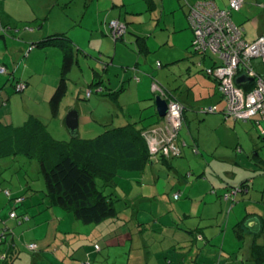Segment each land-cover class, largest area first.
Returning <instances> with one entry per match:
<instances>
[{"label":"rangeland","instance_id":"rangeland-1","mask_svg":"<svg viewBox=\"0 0 264 264\" xmlns=\"http://www.w3.org/2000/svg\"><path fill=\"white\" fill-rule=\"evenodd\" d=\"M121 1L0 0L1 25H9L16 35L15 38H11L9 34L6 35L9 45H13L12 41L18 40V35L21 37L24 33H29L25 32L30 31L27 30L28 22L37 18L39 22L47 25V30L58 29L71 37L77 58V63L74 62L75 65L68 74L66 91L59 104L57 115L54 117L48 105L54 90L51 93L48 92L46 83L51 77L57 82L62 57L55 63L54 55L46 54L45 57L39 56L37 59L33 57L27 59L28 57L21 55L15 66L16 69L19 67L17 73L26 70L28 73L37 75L47 71L49 75H40L32 79L31 91L26 94V89L22 93H14V89L10 88L11 82L17 75H12L13 80L8 81L11 73H0V122L3 125L19 126L26 118L32 116L46 125L53 139L61 140L64 138L65 131L63 121L70 112H75L78 116V130L80 128L81 137H79L90 139L107 129L119 126L118 122H137L138 115L146 117L149 112L154 114L157 97L161 100L165 99V95L182 98V95L189 91L194 94L197 101L192 104L195 106L194 109L186 111L187 125H183L179 135L188 146H181L179 140L180 157L163 161L160 159L161 154L158 153L153 161H159L153 166L149 165L143 172L118 174L114 181L115 190L103 189L105 194L111 193L113 196L115 208L119 211L118 217L96 225H84L68 212L49 206L44 181L36 161L31 160L28 163L23 158L0 160V235L3 233L2 225L10 228L16 249L20 254L14 260L9 259L10 263L124 264L122 252L125 253L131 244L127 239L125 248L116 246L117 238H120L117 236L120 229L129 230L131 225L135 227L137 225L135 217H144L143 211L148 216L161 219L145 226L143 231L147 234L145 240L149 244V248L144 251L150 252L154 242H162L158 238L159 235L171 238L177 231L178 223L171 226L168 220L174 215L172 205L178 204V200H172L173 194L178 192L180 201H184L186 197L188 200L195 199L191 204L190 212L197 218H190L189 222H198L202 224L201 226L207 227V233L213 240L211 247L207 249H212L215 253L214 263L211 264H254L251 252L247 249L251 239L249 240L248 234L238 236L239 232L236 236L234 227L241 219L240 216L245 211L244 207L249 213L263 216L262 234L257 238V242L264 245V168L258 166L254 159V155H257L264 164V135H260V128L264 131V120L259 119L260 117L254 118L253 123L251 121L234 122L230 118L227 121L224 120L220 110L224 108L225 103L217 93L216 84L199 71V66L204 69L210 66L212 61L209 58L203 60L199 55L192 54L193 32L187 20L186 8L182 7L178 0H155L157 8L152 12L147 10L143 0H126L129 5L127 9L121 5ZM214 1L220 9H227L230 0ZM184 2L187 1L181 0L182 5ZM189 2L193 1L189 0ZM118 14L119 23H126L128 30L122 40L113 41L107 25L109 21L116 20ZM231 20L243 28L248 42L253 41L259 33L264 31V0H244L239 10L231 13ZM137 37L145 39L142 52L135 46ZM29 38L31 39V36ZM145 41L151 47L148 53ZM3 45L0 39V53L3 52ZM187 57L190 58L187 59ZM5 59L10 60L8 56ZM25 59L27 60L23 63ZM189 60H192L193 64L188 63ZM251 63L255 71L264 76L262 60L252 59ZM136 64L144 70L140 71L148 78L151 76L149 79L153 81L150 88L152 93L148 101L146 100L147 103L141 106L140 104L127 106V103L132 101V97L131 91L125 89L127 83L129 84L128 78L135 72ZM157 64H160L159 68ZM135 76L141 77L137 72ZM99 80L105 87L113 88L118 93L116 98H121L120 103L124 105L123 108L111 104L108 101L109 97L96 94L101 91L95 87L89 88L91 83L95 84ZM88 90L93 92L90 98L86 96ZM43 92L46 93L45 96ZM171 102L165 101L166 113L163 117L158 116V119L164 123L165 132L170 127L167 117L170 114L168 109ZM212 105H217V113L203 114L200 111V108L205 109L208 108L205 106ZM183 111L184 109L181 111V120H183ZM175 121L176 119L173 120L172 125ZM256 121L261 127L255 124ZM191 136L201 141L198 153L190 147ZM213 166L216 168V174L224 181L226 172L237 173L235 178L225 181L228 186H238L243 182L249 186L247 194L237 195L239 202L235 203L232 209L229 205L220 209L219 204L222 205L223 202L209 194L210 185L204 186L203 192H208L204 196L202 193H194L192 197H184V190H181L182 194L179 192L178 181L182 185L185 182L194 186L201 185L200 180H203V177H200V174L205 171L207 176H213L211 173ZM214 179L217 181L214 182L215 186H218L217 183L220 180L216 177ZM220 188V190L216 189L218 195L223 193V186ZM4 191L10 192V196ZM144 196L146 199L142 198ZM242 196L244 198H241ZM16 197H21V204H15ZM188 200L187 208L190 203ZM11 212H14L17 217H28L29 221L19 224L18 220H11L9 219ZM123 215L132 218V222L125 224ZM105 223H109L110 228H107ZM120 224H122L121 227H116ZM156 225L158 229L152 228ZM183 225L189 226L182 221V230L186 228ZM170 226L172 228H169ZM82 236L93 239L99 245L100 251H93L92 241H80ZM9 237L10 235L6 236L7 239ZM113 242L116 244L111 245ZM133 242L135 244L138 240L134 239ZM30 243L36 244L38 251L28 252L27 245ZM108 245L111 246L108 247ZM6 247L9 245L0 244V253ZM205 249L204 242H197L196 247L193 246L196 254ZM195 252L193 257L196 255ZM204 256L211 258L206 256L205 252ZM204 256L201 261H205Z\"/></svg>","mask_w":264,"mask_h":264},{"label":"trees","instance_id":"trees-1","mask_svg":"<svg viewBox=\"0 0 264 264\" xmlns=\"http://www.w3.org/2000/svg\"><path fill=\"white\" fill-rule=\"evenodd\" d=\"M178 1L182 7L185 6L186 16H188V6L193 4L184 2L182 5L181 0ZM143 2L147 5V10L152 12V0H143ZM243 3L244 0L242 1V4ZM241 6L237 10H232L229 8L228 3L226 7L227 9L224 10L229 13L230 20L231 13L233 11H238ZM112 21H117L119 23L118 19L111 20L109 23ZM231 22L235 27L242 30L243 39L247 41L245 39L243 28L237 26L232 20ZM109 23L107 26L111 36L112 30L109 27ZM121 25L124 27V31L118 38L114 39V37L111 36L113 41L122 40L123 36L126 34V24L123 23ZM27 27V30L30 31L25 32L31 33L34 31V26H32L31 23H29V26ZM38 27H43V23L39 22ZM7 34H9L11 38L16 37L13 33L12 27L0 24V39L5 40ZM260 36L264 35H259L256 38ZM20 38L21 37L18 35L17 41L21 42ZM192 39V54L199 55L203 60L209 58L212 63L206 68L216 65L218 62L212 57V55H205L195 50V47L192 46ZM144 40L145 39L142 37H137L135 40L140 52L144 50V47L142 46ZM47 48L59 49L62 52L58 82L48 101L51 115L55 117L61 99L66 91L68 74L77 61L74 51L75 47L66 33L44 34L39 40L30 42L22 55H24L23 57H27L34 49L44 50ZM0 68L4 69V72L0 73L11 72L7 67L0 66ZM199 68V71H202L204 76L216 84L215 80L206 75L205 67L203 69L202 66H199ZM256 73L259 74L257 71ZM12 75L13 74H11V77H8V81L9 79L13 80ZM215 87L217 90V85ZM10 88L14 89V93H22L26 89V83L17 81L15 78V80L11 82ZM100 91H102V89ZM118 92L120 93L121 91ZM217 93L219 94L218 91ZM91 95L88 98H90ZM117 95L118 93L113 91L107 92L103 96L107 98L109 97L108 99L116 102ZM219 97L223 101L220 94ZM205 109H201L203 114L207 113ZM217 112L218 109L216 108V111L211 114ZM220 112L224 116L223 109H221ZM184 113L185 110L182 114L183 120H181L180 129L183 125H187ZM224 120L227 121L225 116ZM180 129L177 131L175 140L176 149L179 153H177V155H170L169 157L160 156V159L163 161L181 156L180 145L177 143ZM144 130V127H136L135 123H127L123 127H115L105 130L90 139L80 138L81 136L79 137V135L76 134L75 137L70 136V140H55L51 137L46 125H44L38 118L32 116L27 118L19 126H13V124L3 125L0 122V160L6 158L12 160H15V158H23L27 162L31 160L36 161L39 167V173L44 181L45 194L49 200V206L51 208H59L62 211L68 212L75 220L80 221L84 225H96L106 220L117 218L119 214V211L115 208L113 196L111 193L105 194L103 189L110 188L111 191H114V181L115 178L118 177V174L122 172H143L147 166L153 162L152 159L156 157V155L152 157L149 152L146 137H144L143 134ZM181 146H188V144L185 141H181ZM190 147H193V143ZM254 159L258 166L264 168L263 160H261L259 156L256 155ZM222 186L223 193L219 196H217L216 189L221 188H211L210 193L214 194V196L222 201H229L232 205L237 202V195H244L249 192V186L245 182L238 186H228L226 183L222 182ZM4 192L10 196V192ZM14 200L15 204H21L22 202L21 197H16ZM173 200H178V193L173 195ZM10 214H14L15 218H10ZM9 219L18 220L20 222L19 224L29 221L28 217H17L14 212L9 213ZM240 225L241 222H238L234 227L236 235H238L237 233ZM2 226L4 228H2L3 233L0 235V244L8 243L7 245H10L11 241L9 239L11 238L13 240L14 236L10 228L6 225ZM185 231L189 234L190 240L188 241V245L191 248L193 246L196 247L198 241L203 242L199 232L200 230L197 231V229L191 228L189 230L185 229ZM7 235H10L8 239L6 238ZM31 244L33 243L27 245L28 252L38 251L36 244H34L36 248L30 250L28 246ZM92 248L94 252L100 251V247L94 243V241H92ZM172 250L175 251V249ZM13 252L14 251L11 250L9 253H2L4 257L3 259L0 258L1 264H11L10 261L15 256L14 259H16L19 255L18 252L16 253L15 251V254H13L15 256L12 257ZM52 252H55V250H52ZM250 252L254 264H264V245L256 244V242L253 241L250 247ZM176 254L178 256V253ZM195 259L196 258L192 259L191 264L196 263ZM81 264L89 263L82 262ZM169 264H172L171 261Z\"/></svg>","mask_w":264,"mask_h":264},{"label":"crops","instance_id":"crops-1","mask_svg":"<svg viewBox=\"0 0 264 264\" xmlns=\"http://www.w3.org/2000/svg\"><path fill=\"white\" fill-rule=\"evenodd\" d=\"M186 1H187L188 4H194V3H197V2L210 1L213 4H215V6L217 8H219L214 0H192L193 2H189V0H186ZM121 5L124 6L126 9L129 6L126 0H124V2L122 0L121 1ZM152 5H153L152 11H154L157 8L155 0H152ZM0 7H1V5H0ZM161 9H162V12H163L164 11L163 4H162V8ZM221 10H224V9H221ZM116 19H119V14H118V17ZM0 21H1V15H0ZM38 22H39V20L37 18H33V19H31L30 22H28V23H31L32 26H34L33 27L34 31H32L31 33H24L23 35H21V38H20L21 42L12 41L11 43L13 45H9L7 43V41H6V39L5 40L2 39L3 44H4L3 45L4 49H3V52L0 53V66L7 67V69L11 70V72H10L11 74L17 75V77H16L17 81H21V82L26 83V94H28L31 91L32 79H35L37 76H40V75L41 76L42 75L48 76L49 73L47 71H44L41 74L34 75L33 73H28L26 70L23 71L22 73H17V70L19 69V67L16 69L15 66H16V64H18L17 62H19V58L21 57L22 53L29 46V44H25V43H29L28 41H31V42L32 41H37L44 34L61 33V31H58V29H56V28H55L56 29L55 31H50L51 28H49L47 30V27H46L47 25L46 24H43V27H38V25H39ZM0 24H2V21H1ZM127 30H128V28H127ZM259 35H264V31L259 33L257 36H259ZM29 36H31V39L29 38ZM69 38L71 39V41L73 43L72 38L71 37H69ZM23 40H26V42H22ZM145 44H146V47H147L146 48L147 49L146 52L148 53V51L151 49V47H149V45L146 43V41H145ZM73 45H74V43H73ZM135 46H136L137 50H139L138 49L139 48L138 44L136 42H135ZM74 47H75V45H74ZM37 51H39V52H37ZM46 54H47V56L48 55H54L53 58H56L55 63L57 62V59L59 61L60 58L62 57L61 50L55 49V48H47V49H44V50H40V49L32 50L30 52V54L27 56L28 57L27 59H29L31 57L37 59V58H39V56H44L45 57ZM7 56L10 58V60L5 59ZM189 58L190 57H187V59H189ZM27 59H25L23 61V63ZM76 61H77V58H76ZM188 63L193 64L192 60H189ZM60 65L61 64H59V66ZM134 68H135V70H134L135 72H133L132 76H130V78H128L129 84L127 83L126 89H125L127 91H131L130 95L132 97V101L127 103V106H128V104H138V105L140 104L139 106H141V104L143 105V103L146 102V100L148 99V97L152 93L150 88L152 86V82L153 81H151L149 79V78H151V76L148 78V76L145 73L142 72L144 70L141 69L138 64H136V67H134ZM189 69H190V67H189ZM140 70H142V71H140ZM136 72L140 73V75H141L140 78H136V76H135ZM122 79L124 80V77ZM57 82H58V80H57ZM57 82H56V80L54 81L53 77H51L50 81H48V83H46V86H47L46 90L51 93L55 89V87L57 85ZM122 82H124V81H122ZM131 82H133L132 86H131ZM90 85L91 86L89 88H92V86H93L97 90H101L102 89V91L100 93H96L99 96H103L107 92H113L114 91L113 88H107L103 84H101V80L96 81L95 84L91 83ZM154 91H157V90H154ZM43 95L45 96L46 93L43 92ZM165 96H166L165 97V101L170 100L172 102L179 103L182 106V108L185 110V113H184L185 117H186V111H188V109H191V108L194 109L195 106L192 105V104H194L197 101V99L194 97V94L190 93L189 91L185 92L182 95V98H176L175 96H173V98H172L171 96H167V95H165ZM49 97L50 96L48 94V98ZM103 97H105V96H103ZM167 97H169V98H167ZM108 101L111 104H116L118 107H121V108H123V106H124L122 103H120L122 101L120 97L117 98L116 102H113L110 99H108ZM205 107H208V108L209 107H216L218 109L217 105L205 106ZM201 109L202 108H200V111H201ZM136 118H138V120H140V121L137 120V122L134 121L132 123H135L136 127H144L145 130H144L143 134H145L146 139L161 141V139L163 138L162 135L165 132V126H164V123L161 122V120L158 119L159 117H158L156 112L154 114L152 112H149L146 115V117H142V116L138 115ZM138 122H139V124H137ZM185 122L187 123L186 118H185ZM251 122L253 123L252 120H251ZM118 123H120V125L116 126V127H123L124 125L127 124L126 122H122V123L118 122ZM63 124H64V121H63ZM255 124L258 125L259 127H261L260 124H258L257 122H255ZM64 127H65V125H64ZM244 127L247 128L248 126H244ZM113 128H115V127H113ZM79 130H80V128H79ZM79 130H78V135L81 136L79 134ZM260 130H259L260 131V135H264V131L261 128H260ZM76 134H77V131H76ZM179 135H180V132H179ZM66 136H67V138H66ZM70 138L71 137H70L67 129L65 128L64 138H61V140H70ZM179 140L182 141L180 139V137L178 136V139H177V143L178 144L180 142ZM191 140H192V143H193V147H192L193 151H196V153H198L201 141L199 139L198 140L194 139L192 136H191ZM254 156L256 157V155H254ZM157 162L158 161H153L149 165L153 166ZM218 164H220V163L218 162ZM211 173L213 174V176H210V175L207 176L205 174V171H203L200 174V177H203L202 178L203 180H200L201 185L194 186V184H191V183L187 184L186 182L182 185V183L180 181H178L177 187L179 186L178 188L180 189V191L179 190L178 191L180 192V194H182L181 190L183 189L184 190V197H186V196L189 197V196H191L194 193H202L203 196H204V194L206 195L208 193V192L206 193V191L203 192L204 186L210 185V190H211V188H214V187L215 188L216 187L220 188V186H222V182L225 183L226 180H231V179L235 178V176L237 174L236 172H233V171L226 172L227 175L225 176V181H224L216 174L215 166H213V168L211 170ZM187 175H191V174H187ZM214 177H216L217 179L220 180V182L217 183L218 186H215V184H214V182H217L216 179H214ZM209 178H211L210 182H209ZM211 181L213 183H211ZM226 184L228 185L227 182H226ZM206 187H208V186H206ZM210 190H209V194L211 196H214V194L210 193ZM218 190H220V189H218ZM165 196H166V194H165ZM217 196H219V195L217 194ZM166 197L169 198L168 196H166ZM142 198L146 199L145 196L142 197ZM216 198H218V197H216ZM241 198H244V196H242ZM172 200H173V197H172ZM187 200H188L187 197H186V199L184 201H180L179 198H178V204H176L175 206L172 205L173 206L172 207V210H173L172 213L174 215L171 216V219L169 218L170 220H168L169 221V225H171V226L174 225V224L176 225V223H178V227L176 228V230H177L176 233L178 232V235H176V233H175V234H173L171 236V238L170 237H161V235H159L158 238L162 242L161 243L154 242V246L152 245L153 246L152 249L149 250L150 252H147V253L145 252L146 249L149 248V244H148L147 240H145V235H147V234L143 233V231L146 228L145 226H148L149 224L151 225L155 221H159V220L161 221V219H158L156 217L153 218L151 216H148V214L143 211V216L144 217H141V218H139L138 216L135 217V221H136V224H137L135 227H133V225H131L132 227H130L129 230L124 229V228L120 229L119 233L117 234V236H120V238H117L118 239L117 244L115 242H113L111 245L116 244V246L119 247V248H125L126 247L125 241L127 239H129V242H130L131 245L129 246L128 250L125 253L122 252V255H124V264H169L170 261H171L172 264H191V261H192L193 258H196L195 259V261H196L195 264H211V263H214V260H213L215 258L214 250L207 249V248L211 247V243L213 242V240L209 236L210 234L207 233V229H206L207 227L201 226L202 224L198 223V222L197 223L196 222H189L190 218H197V216H194V214L192 212H190L191 204L194 202L195 199L192 198V200H188L190 202L189 205H188L189 206L188 208H187V204H188ZM220 202H223L222 205L219 204L220 209L222 207H226V205H229L230 209H232V206L235 205V203L233 205L231 203L229 204V201L227 202V201L220 200ZM238 202H239V199L237 200L236 203H238ZM244 209H245V211H244L243 215L240 216L241 219L238 221V222H241V225L238 228V232L242 236H243V234H246V235L248 234V236H249L248 238H249V240L251 239V241H250L247 249L250 250V247H251L253 241H255L256 244H259L257 242V240H258L257 238L260 237L261 234H262L263 216L256 215L255 213H249V212L246 211L245 207H244ZM123 216H122V218H123V221H124L125 224L128 225L129 222L130 223L132 222V218H129V217L125 216V215H123ZM252 218L256 219L259 222V231H258V233L251 232V230H250V228L248 226V221L250 219H252ZM182 221H185L189 225L188 227L183 225L184 227H186L185 228L186 230H189V229L193 228L194 225H196L195 229H197V231L200 230L199 232H200V235L202 237V241L204 242V245L206 246V249L204 251L199 252L198 254H196V252L193 250V247L191 248L188 245L189 244L188 241L190 240V237H189L188 232L185 231V229L182 230V228H181ZM104 225L107 228H110V226H111V225H109V223H105ZM121 226H122V224H120V226H116V227L119 228ZM164 226H166V224ZM171 226L169 228H172ZM152 228L158 229L157 225L156 226H152ZM164 229H167V228H164ZM206 237H208L209 239L206 238ZM134 239L138 240V242H136L135 244L133 242ZM9 240L11 241V244H10L11 246L9 245V247H6V249H4L3 252L0 253V258H2V259L4 257L3 256L4 251H6L5 253H9V251H11V250L14 251V252L16 251V253L18 252L17 249H16V244H15L14 238H13V240L11 238ZM86 240L94 241L91 238H84L83 236H82V239L80 241H86ZM94 243H96V242L94 241ZM111 245H108V247H110ZM71 249L72 248H70V250ZM172 249H175V251L172 250ZM221 249H222V247H221ZM181 250H182V252H181ZM14 252L12 253V257L15 256V255H13V254H15ZM193 252H195V254H196L194 257H193ZM204 252H205L206 256L207 255L211 256V258H208V257L206 258L204 256ZM176 253H178V256H177ZM219 255H220V257H222L221 254H219ZM19 256H20V254L18 255V257ZM203 256L205 257L204 258L205 261H201V258H203ZM164 259L166 260V262H165ZM106 264H108V262Z\"/></svg>","mask_w":264,"mask_h":264},{"label":"built area","instance_id":"built-area-1","mask_svg":"<svg viewBox=\"0 0 264 264\" xmlns=\"http://www.w3.org/2000/svg\"><path fill=\"white\" fill-rule=\"evenodd\" d=\"M242 1L231 0L229 8L237 10ZM187 20L193 32L192 46L202 54L212 55L218 62L206 68L205 73L216 81L217 91L225 103V119L246 122L260 117L259 119L264 120V76L257 74L251 63L252 59L258 58L264 64V36L251 42L245 41L242 30L235 27L229 19V13L218 9L210 1L188 6ZM109 27L114 39L120 37L124 31V27L117 21L110 22ZM157 67L159 68L160 64H157ZM0 72H4V69L0 68ZM241 75H246L252 81L241 86L235 85V79ZM91 94L92 91L88 90L86 96ZM182 110L179 103L171 102L168 109L170 114L167 117L170 127L162 135L161 141L146 139L152 157L158 153L165 157L179 153L175 140L181 127ZM205 111L213 113L216 108L209 107ZM174 119L176 121L172 125ZM10 218H15V215L10 214ZM28 248L33 250L36 246L31 244Z\"/></svg>","mask_w":264,"mask_h":264},{"label":"water","instance_id":"water-1","mask_svg":"<svg viewBox=\"0 0 264 264\" xmlns=\"http://www.w3.org/2000/svg\"><path fill=\"white\" fill-rule=\"evenodd\" d=\"M252 79L246 75H241L235 79V85L241 86L247 82H251ZM156 112L159 117H163L166 113V104L164 100H161L160 97H157L155 100ZM64 125L71 137L76 136V131L78 129V116L75 112H70L64 119ZM248 226L253 233H258L259 231V222L252 218L248 221Z\"/></svg>","mask_w":264,"mask_h":264}]
</instances>
